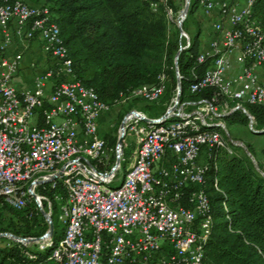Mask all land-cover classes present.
<instances>
[{
  "label": "built area",
  "instance_id": "2783aa9c",
  "mask_svg": "<svg viewBox=\"0 0 264 264\" xmlns=\"http://www.w3.org/2000/svg\"><path fill=\"white\" fill-rule=\"evenodd\" d=\"M144 1L154 12L164 7L168 18L174 16L170 0ZM242 1L200 0L201 14L218 19L196 58L209 67L190 92L213 90L211 97L182 100L177 86L160 117L130 108L114 145L100 132L101 116L136 101L157 102L166 92L167 73L121 94L110 108L75 79L74 61L48 5L0 3V217L15 211L32 233L0 235L29 259L51 248L48 260L55 264H206L213 218L203 184L212 151L234 155L229 142L247 150L229 138L225 118L241 111L255 132L257 122L245 105L264 108V30L252 17L255 0ZM187 16L182 10L177 20V79L179 56L192 47L183 27ZM34 40L49 62L31 87L18 89L13 81L23 50L13 56L7 51L16 41L24 46ZM131 136L128 158L123 142ZM54 216L63 229L56 244L54 228L49 231Z\"/></svg>",
  "mask_w": 264,
  "mask_h": 264
},
{
  "label": "trees",
  "instance_id": "16d2710c",
  "mask_svg": "<svg viewBox=\"0 0 264 264\" xmlns=\"http://www.w3.org/2000/svg\"><path fill=\"white\" fill-rule=\"evenodd\" d=\"M13 1L0 0V3ZM43 1L56 16L61 37L74 61L76 80L92 88L102 102L113 108L121 94L157 83L165 71L168 82L162 97L164 110L155 118L165 113L178 85L174 59L179 42H167L164 7L154 12L144 0ZM169 6L177 10L172 0ZM198 8L200 0H191L187 18ZM252 17L264 30V0H255ZM199 31L192 38L191 49L182 52L178 60L182 100L198 101L213 94V90L190 92L191 85L209 67L196 60L202 49ZM245 108L257 122L255 132H263L264 108L249 104ZM225 121L230 125L248 124L241 111ZM105 138L110 145L116 144L111 136ZM203 190L213 218L212 233L204 247L205 263L264 264V178L243 157L227 156L222 149L215 148L205 171ZM182 203L187 206L186 199ZM56 212L54 207L55 215ZM5 213L9 219L0 232L16 236L32 234L29 222L21 214L9 209ZM56 223L53 222L54 244L63 236V229ZM50 251L51 248L34 252L36 258L29 259L16 245H2L0 264H55L48 260Z\"/></svg>",
  "mask_w": 264,
  "mask_h": 264
},
{
  "label": "rangeland",
  "instance_id": "374dc122",
  "mask_svg": "<svg viewBox=\"0 0 264 264\" xmlns=\"http://www.w3.org/2000/svg\"><path fill=\"white\" fill-rule=\"evenodd\" d=\"M27 2L31 5H43L44 1L40 0L39 2L35 3L30 0H22ZM174 6L177 10L174 9V16L172 18L166 17L167 23V42L177 41L179 42V29L177 26V20L179 12L182 11L186 6L187 0H172ZM166 15V14H165ZM214 17L206 18L201 14L200 8L197 9L195 14H191L189 18L183 24L184 29L187 33L194 39L198 31L201 34V45L202 47L205 46L209 40L212 39L214 36V31L211 29H205L208 24L212 22ZM35 41V40H34ZM46 57V56H45ZM46 62H49V58L46 57ZM17 80L14 79L13 83ZM177 93L175 89L173 91V96ZM172 96V97H173ZM164 100L161 98L157 102H147V101H136L133 104H130L129 107L121 106L117 108H113V110L107 114V120L105 123V127L102 129L103 136H111L115 140L119 134V130L121 128L123 118L127 111L130 108H135L137 110L143 111L149 117H156L158 114L163 112ZM230 135L229 138L235 142H242L247 147V150L244 148L236 147L233 143L229 142L231 148L234 150V155L243 157L247 160L248 165L251 167L252 170L255 171V163L252 161V155L255 160L257 161L258 165L261 169H264V134L255 133L253 130L250 129L249 125L247 124H227ZM101 132V130H100ZM134 142L135 139L133 136L127 137L124 140L123 144L125 145V156L130 157L132 152L134 151ZM133 144V145H132ZM224 151V150H223ZM227 156H234L230 155L228 152L224 151ZM120 184V183H119ZM119 184H114L113 187L118 186ZM7 219H9V215L4 218L0 217V228L3 226L4 223H7ZM53 222L56 223V217H53ZM16 224V223H15ZM57 224V223H56ZM10 241L4 237H0V246L8 245Z\"/></svg>",
  "mask_w": 264,
  "mask_h": 264
},
{
  "label": "crops",
  "instance_id": "0c3cea01",
  "mask_svg": "<svg viewBox=\"0 0 264 264\" xmlns=\"http://www.w3.org/2000/svg\"><path fill=\"white\" fill-rule=\"evenodd\" d=\"M230 2H239L241 5L244 4L242 0H227ZM218 19L217 16H214V19L205 29H211L214 21ZM23 50V59L19 68V72L15 77L17 80L14 86L18 89H23L26 87H31L33 84L34 76L39 73L42 69L47 66L46 57L41 51L40 43L38 40L31 41L26 43V45H21L19 42H15L13 46L7 51L9 56H13L17 51ZM107 114H103L99 119V126L102 133L103 127L107 120ZM105 136V135H104Z\"/></svg>",
  "mask_w": 264,
  "mask_h": 264
},
{
  "label": "water",
  "instance_id": "95a60500",
  "mask_svg": "<svg viewBox=\"0 0 264 264\" xmlns=\"http://www.w3.org/2000/svg\"><path fill=\"white\" fill-rule=\"evenodd\" d=\"M190 3H191V0H187L186 1V6H185V8L183 9V13L185 14V15H187L188 14V12H189V8H190ZM179 55V54H178ZM177 81H178V89H179V91H181V81H180V79L178 78L177 79ZM123 124L124 123H122V125H121V127H123ZM255 133H258V134H264V131L263 132H255ZM121 142V141H120ZM52 228H53V226H52V224H50L49 225V231L51 232L52 231ZM0 237H2V235H0Z\"/></svg>",
  "mask_w": 264,
  "mask_h": 264
}]
</instances>
